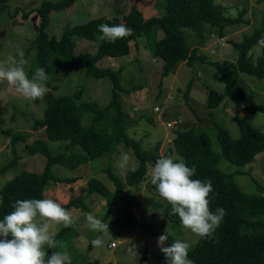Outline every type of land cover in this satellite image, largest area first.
I'll return each instance as SVG.
<instances>
[{
  "label": "trees",
  "instance_id": "16d2710c",
  "mask_svg": "<svg viewBox=\"0 0 264 264\" xmlns=\"http://www.w3.org/2000/svg\"><path fill=\"white\" fill-rule=\"evenodd\" d=\"M2 1L0 0V9L4 8ZM75 1L42 0L33 7L32 10L40 16V22L34 37V60L27 75L31 78L37 67H43L49 77L46 85L56 89L54 83L59 81L60 69L66 72L71 66L83 64L82 71L85 76L106 79L111 83L110 98L103 105L94 100H85L82 86L73 94L65 95H56L48 90L42 100L35 101L43 103L44 109L41 116L33 118L32 128L43 127L51 140H67V147L73 145L78 146V149L53 153L46 138L37 137L28 141L27 136L17 129L13 130L11 126L2 127V131L10 135L12 158L0 167V172L9 169L15 172L11 178L0 184V220L14 210L12 204L16 200L45 199L48 184H69L77 180L76 177H63L54 173V165L76 168L95 158H105L106 166L103 171L114 183L115 190L122 192L125 183L115 174L112 166L118 144L131 148L138 161L137 166L126 173L127 184L138 186L146 180L148 164H154L163 156L160 153V141L155 142L152 147H145L141 139L129 132L128 128L136 119L125 108L119 94L121 91L125 92L121 84L123 68L115 69L97 64L104 56L119 57L130 53L133 40L138 41L143 37L152 44L154 58L162 60L163 75H168L180 62L188 65L195 61L212 63L218 71L222 89H210L207 92L206 105L217 106L227 97L237 109L243 107L252 112H264V102H257L254 92L243 88L238 79L239 72L264 78V45L256 58L249 52L264 37V21L250 34H243L240 40L230 39L232 46L238 51L235 61H212L198 50L206 41V27L224 36L226 26L238 23L244 10L238 16H231L224 14L214 0H163L162 13L146 15L134 3L122 16H89L84 21L64 27L59 36L51 35L49 26L52 12L67 9ZM100 24H124L132 29V33L115 43H109L100 39L101 34L97 30ZM184 28L192 30L195 43H190ZM159 30L162 32L160 36ZM77 36L97 39L96 50L77 51ZM188 90L189 87L184 92L185 97ZM236 122L240 133L234 137L225 126L213 120L221 154L213 149L206 130L196 124L177 129L172 136V145L165 150L166 153H176L175 162L182 160L188 167L196 169L192 179L211 180L214 191L209 196L210 210H225V216L213 235L210 238L198 237L189 249L188 258L194 264H264V185L258 183L257 192L245 193L234 180L233 173H225L218 167L221 155L234 164L244 165L252 162L264 150V130L237 113ZM18 140L23 142V146L30 153H39L46 157L42 169L16 170L18 154L15 144ZM86 184L87 194L96 193L106 197L107 210L119 227L130 229L138 224L134 208L139 202L135 194H131L126 205H119L110 198L111 191L99 179L89 177ZM152 188L156 191L154 185ZM59 204L67 209L84 205L85 202L83 199H70ZM156 205L158 204L153 205V209ZM170 208L168 203L164 206L166 216L179 222L178 217L169 216ZM55 233L56 249L48 248V256L63 249V245L69 244L78 235L77 223L75 227L69 228L62 225ZM176 239L180 238L170 234L168 242ZM71 264L102 263L97 259L87 262L73 259Z\"/></svg>",
  "mask_w": 264,
  "mask_h": 264
},
{
  "label": "rangeland",
  "instance_id": "374dc122",
  "mask_svg": "<svg viewBox=\"0 0 264 264\" xmlns=\"http://www.w3.org/2000/svg\"><path fill=\"white\" fill-rule=\"evenodd\" d=\"M42 0H3L4 8L0 9V63L7 65V58L12 56L19 59V52L24 53L26 61L24 68L27 73L34 60L35 41L40 16L32 10ZM224 14L238 16L241 10V20L238 23L227 25L225 35L220 36L210 27H206V41L198 48L206 54L209 60L227 59L235 61L238 51L230 39L240 40L243 34L251 33L264 21V0H214ZM136 3L146 15L163 12V0H76L67 9L53 11L50 33L59 36L61 30L70 25L84 21L89 16H122L129 11L132 4ZM27 12V13H24ZM191 44L196 38L190 28H184ZM158 35H162L161 30ZM76 50L94 52L97 39H88L84 36L76 37ZM263 45L256 44L250 53L256 58L261 53ZM152 44L141 37L132 41L131 51L124 56H104L97 61L98 66L122 67L121 100L125 108L136 119L128 128L136 138L141 139L145 147H152L160 141V153L163 156L177 157L176 153H166L168 146L172 145V136L177 129L193 125L202 126L210 136L212 147L221 154L220 143L217 138L213 120L225 126L232 136L239 135L236 122V113L251 120L255 125L264 130V112L249 111L236 105L227 97L217 106L206 105L207 92L210 89L221 90L222 83L218 80V71L210 62L195 61L192 65L180 62L168 75L161 73L162 60L154 58ZM83 64L71 66L68 71L59 70V81H55L57 88L48 85L47 89L56 95L73 94L77 89L84 87L83 99L94 100L99 104H106L110 98L111 83L106 79H97L85 76L82 71ZM239 83L246 90L254 92L257 102H264V78L239 72ZM189 87L187 97L184 92ZM154 106H158L155 109ZM44 104L25 99L15 92L14 88L6 82H0V167L11 158L10 135L2 131V127L11 126L26 135L27 140L37 137L49 141L53 153L62 150L78 149V146L67 147V140H51L43 127L32 128L34 117L43 114ZM179 119L167 125V121ZM18 154V169H36L44 167L46 157L39 153H30L23 146V142H16ZM112 166L115 174L123 179L125 185L122 192L115 190V185L103 171L106 166L105 158H95L84 165L69 168L54 165V173L63 177H76L72 183L48 184L45 189V199H53L58 203H66L70 199H83L85 204L71 206L66 210L73 216L77 223L78 235L63 249L70 259L79 261L99 260L102 264H167L164 254L160 251L157 238L169 226V233L180 240L189 243L190 247L197 241V236L190 230L184 229L180 221H173L165 214L164 206L167 202L162 199L157 191H153L150 181V169L154 165L148 164V176L138 186L128 185L126 173L137 166L138 161L131 148L118 144ZM127 154L129 161L124 169L117 166V161L122 155ZM218 167L225 173H233L234 180L245 193L257 192V184L264 185V150L257 154L255 159L244 165L230 162L223 155L220 156ZM15 170L0 172V184L11 178ZM95 177L102 181L111 191L110 198L119 205H126L131 194L138 198V205L134 210L138 216V224L130 229H123L114 221L107 210L106 197L96 193L87 194L86 181ZM156 207L153 209V205ZM92 212L98 219L109 224L106 233L94 232L86 222V214ZM60 225H51V230H58ZM97 236L103 241L100 247H93L91 241ZM11 237H9L10 239ZM114 242V244H111ZM170 242H166V246ZM49 247H45V251Z\"/></svg>",
  "mask_w": 264,
  "mask_h": 264
},
{
  "label": "clouds",
  "instance_id": "9594fccd",
  "mask_svg": "<svg viewBox=\"0 0 264 264\" xmlns=\"http://www.w3.org/2000/svg\"><path fill=\"white\" fill-rule=\"evenodd\" d=\"M97 30L101 34L100 39L109 43H115L132 33V29L124 24H100ZM258 44L264 45V37ZM18 55V60L12 56L7 58L8 66L0 63V82H6L25 99L42 100L48 91L46 70L37 67L29 78L24 68V53L21 51ZM129 159L125 153L117 161V166L124 169ZM195 173L196 169L188 167L182 160L175 162L171 157L161 156L150 169V181L159 196L171 205L169 216L178 217L181 227L197 237L210 238L225 216V210H210L209 196L214 191L212 182L192 179ZM12 208L14 210L0 220V264H71L66 251H54L51 256L45 251L46 246L56 249V233L51 230V225L75 227L76 221L69 211L53 199L16 200ZM85 219L92 231H109V224L92 212L87 213ZM169 235L168 226L164 234L157 238L167 264H194L188 258L189 243L176 239L166 246ZM91 244L100 247L103 241L97 236Z\"/></svg>",
  "mask_w": 264,
  "mask_h": 264
},
{
  "label": "built area",
  "instance_id": "2783aa9c",
  "mask_svg": "<svg viewBox=\"0 0 264 264\" xmlns=\"http://www.w3.org/2000/svg\"><path fill=\"white\" fill-rule=\"evenodd\" d=\"M155 109H158V106H154ZM174 122H179V119L169 120L167 121V125H171ZM111 244H114V242H111Z\"/></svg>",
  "mask_w": 264,
  "mask_h": 264
}]
</instances>
